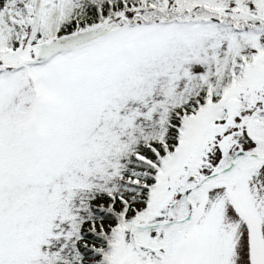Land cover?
<instances>
[{
    "label": "snow or ice",
    "instance_id": "1",
    "mask_svg": "<svg viewBox=\"0 0 264 264\" xmlns=\"http://www.w3.org/2000/svg\"><path fill=\"white\" fill-rule=\"evenodd\" d=\"M0 264H264V0H0Z\"/></svg>",
    "mask_w": 264,
    "mask_h": 264
}]
</instances>
